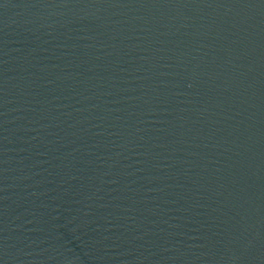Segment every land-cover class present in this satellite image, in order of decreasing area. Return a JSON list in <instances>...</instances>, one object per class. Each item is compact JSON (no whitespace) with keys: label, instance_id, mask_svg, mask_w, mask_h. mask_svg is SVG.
Here are the masks:
<instances>
[{"label":"water","instance_id":"1","mask_svg":"<svg viewBox=\"0 0 264 264\" xmlns=\"http://www.w3.org/2000/svg\"><path fill=\"white\" fill-rule=\"evenodd\" d=\"M0 264H264V0H0Z\"/></svg>","mask_w":264,"mask_h":264}]
</instances>
